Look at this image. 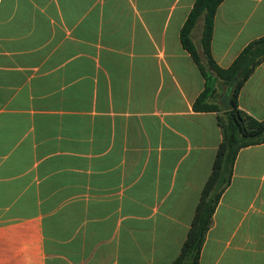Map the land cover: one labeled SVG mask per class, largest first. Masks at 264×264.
Masks as SVG:
<instances>
[{
	"label": "crops",
	"instance_id": "obj_1",
	"mask_svg": "<svg viewBox=\"0 0 264 264\" xmlns=\"http://www.w3.org/2000/svg\"><path fill=\"white\" fill-rule=\"evenodd\" d=\"M194 2L0 0V264L179 255L222 139L217 114L192 108L204 78L180 30ZM261 37L264 0H223L213 60ZM237 102L264 120V63ZM199 264H264V144L238 153Z\"/></svg>",
	"mask_w": 264,
	"mask_h": 264
},
{
	"label": "trees",
	"instance_id": "obj_2",
	"mask_svg": "<svg viewBox=\"0 0 264 264\" xmlns=\"http://www.w3.org/2000/svg\"><path fill=\"white\" fill-rule=\"evenodd\" d=\"M223 0H195L181 30L180 42L204 78L203 91L194 101L195 112L217 114L221 142L212 170L203 185L186 239L171 264H199L206 234L221 195L229 186L238 153L247 147L264 144V120H256L238 108V95L256 68L264 63V37L250 42L227 68L219 67L211 54L213 21ZM203 19L199 39L200 52L191 39L199 19ZM237 81L231 85L234 78ZM231 86L229 109L223 111L216 100L217 85Z\"/></svg>",
	"mask_w": 264,
	"mask_h": 264
},
{
	"label": "water",
	"instance_id": "obj_3",
	"mask_svg": "<svg viewBox=\"0 0 264 264\" xmlns=\"http://www.w3.org/2000/svg\"><path fill=\"white\" fill-rule=\"evenodd\" d=\"M236 81H237V77L234 78L231 85H233ZM230 90H231V86H227L225 88V92H224V94L220 100V105H221L223 111H228V109H229V93H230Z\"/></svg>",
	"mask_w": 264,
	"mask_h": 264
},
{
	"label": "rangeland",
	"instance_id": "obj_4",
	"mask_svg": "<svg viewBox=\"0 0 264 264\" xmlns=\"http://www.w3.org/2000/svg\"><path fill=\"white\" fill-rule=\"evenodd\" d=\"M202 20H203V19L200 18L199 21H198V23H197V25H196V30H197V31H200V30H201V22H202Z\"/></svg>",
	"mask_w": 264,
	"mask_h": 264
}]
</instances>
